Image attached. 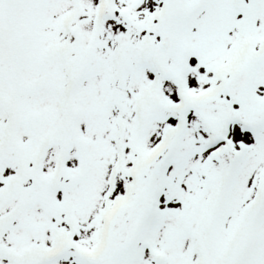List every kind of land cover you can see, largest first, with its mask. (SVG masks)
I'll list each match as a JSON object with an SVG mask.
<instances>
[{"label": "snow or ice", "instance_id": "1", "mask_svg": "<svg viewBox=\"0 0 264 264\" xmlns=\"http://www.w3.org/2000/svg\"><path fill=\"white\" fill-rule=\"evenodd\" d=\"M0 264H264V0H0Z\"/></svg>", "mask_w": 264, "mask_h": 264}]
</instances>
